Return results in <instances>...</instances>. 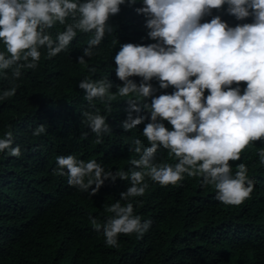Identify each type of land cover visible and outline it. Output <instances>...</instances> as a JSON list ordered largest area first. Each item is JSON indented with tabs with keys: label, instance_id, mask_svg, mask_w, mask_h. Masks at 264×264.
<instances>
[{
	"label": "clouds",
	"instance_id": "clouds-1",
	"mask_svg": "<svg viewBox=\"0 0 264 264\" xmlns=\"http://www.w3.org/2000/svg\"><path fill=\"white\" fill-rule=\"evenodd\" d=\"M126 0H0V41L6 52H0V75L8 77L11 87L0 92V101L16 95V80L22 69H36L41 59L40 49H46L51 59L65 51L77 33L91 34L78 63L87 65L96 55L106 33L114 29L108 23L120 12ZM136 8L146 17L148 36L157 43L147 46L133 43L120 45L115 55L116 76L123 82L113 93L108 79H88L79 82L84 99L92 104L96 99L111 112V102L128 98L125 131L136 129L149 119L143 130L150 146L135 139L129 151L138 154L130 159L127 171H106L95 159L87 161L75 155L57 156V173L67 175L70 186L97 195L105 181H128L120 199L103 206L110 214L103 223L92 216L94 230L102 233L107 246L118 247L121 234L135 233L138 238L150 229L151 220L143 221L134 214L131 198L142 197L149 184L146 178L161 186L176 185L189 177H202V186L212 185L215 199L225 205L238 206L253 192L255 180L248 176L244 163L233 174L230 161H239L241 152L252 141H264V0H142ZM129 6L136 0H128ZM227 4V12L237 20L252 17L249 23L230 27L215 16L201 23L213 9ZM71 18V22H69ZM57 22L64 30L55 40L49 33ZM117 41H113L116 43ZM88 58L87 60L85 58ZM95 72V68H89ZM130 77H141L139 85ZM194 77V79H192ZM156 79L160 89L172 86L171 94L154 95L150 81ZM246 83L241 93L239 85ZM236 84L237 87H232ZM151 103H147L148 99ZM133 113L138 114L136 117ZM82 124L97 137L110 134L107 117L100 110L82 113ZM167 121L172 130L165 127ZM46 131L39 125L33 131L40 136ZM88 133H83L87 137ZM13 145L11 131L0 139V152L19 157L21 148ZM166 149L178 163H157L155 154ZM264 164V148L258 152ZM66 170V171H65ZM260 183V182H259ZM259 185V184H258ZM257 185V186H258ZM90 190V191H89ZM125 201L126 203H121Z\"/></svg>",
	"mask_w": 264,
	"mask_h": 264
},
{
	"label": "trees",
	"instance_id": "trees-1",
	"mask_svg": "<svg viewBox=\"0 0 264 264\" xmlns=\"http://www.w3.org/2000/svg\"><path fill=\"white\" fill-rule=\"evenodd\" d=\"M140 7L142 0L133 6L126 0L120 6V12L108 21L114 31L106 33L96 55L85 58L87 65L79 64L77 58L83 55L91 34L78 32L68 48L51 59L46 49H40L37 68L22 69L21 78L15 81L19 85L16 95L0 101V139L11 131L12 146L21 148L19 157L9 156L8 150L0 152V264H264V164L258 155L264 148L263 140L250 142L239 161L229 162L233 174L240 163L247 165L249 178L256 181L242 204L229 206L217 201L214 186H202V177L185 174L182 181L168 186L146 178L149 188L145 194L131 200L134 214L142 222L151 220L152 225L142 238L135 233L119 235L118 247L106 245L89 216L103 223L110 215L103 206L119 200L129 182L105 181L97 195L90 197L89 192L70 186L67 175L57 173L56 157L69 154L84 161L95 159L106 171H127L131 167L128 161L139 158L129 151L133 141L139 139L144 147L150 146L143 136L145 125L151 122L146 110L139 115L149 119L125 131L122 122L127 119L128 98L111 102L109 112L98 99L89 104L78 86L85 78L108 79L115 93L117 86H123L114 60L120 45L157 43L148 36L146 17L136 11ZM227 8L225 4L213 9L201 23L215 16L230 27L250 22L251 16L237 20ZM63 30L57 22L48 31L55 40ZM0 52H6L2 41ZM6 71L7 78L0 75V92L11 87V71ZM129 79L137 85L142 81L141 77ZM150 83L156 96L175 91L172 86L160 89L155 78ZM239 87L243 94L246 83ZM146 102L151 103V99ZM96 109L107 117L112 129L99 144L95 134L82 124V113ZM162 122L172 130L170 123ZM40 124L46 131L34 136ZM155 159L160 164L178 163L162 147Z\"/></svg>",
	"mask_w": 264,
	"mask_h": 264
}]
</instances>
